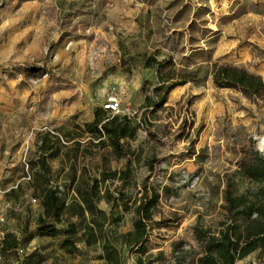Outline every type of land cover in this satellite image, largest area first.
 Here are the masks:
<instances>
[{
	"label": "rangeland",
	"instance_id": "374dc122",
	"mask_svg": "<svg viewBox=\"0 0 264 264\" xmlns=\"http://www.w3.org/2000/svg\"><path fill=\"white\" fill-rule=\"evenodd\" d=\"M159 64L173 83H185L173 90L181 92L176 99L169 94L166 110L142 116L141 100L160 83ZM226 65L264 81V0H0V188L9 190L0 201L15 221L6 229L25 251L21 264H107L100 244L80 238L88 218L56 224H77V254L61 249L64 236L37 232L41 188L55 187L70 201L102 172L118 176L101 185L97 207L121 217L105 227L132 231L145 187L156 190L143 259L193 264L202 253L196 230L218 232L225 191L253 190L243 169L257 152L264 157V100L217 86L215 68ZM113 95L122 100L119 116L139 125L125 179L127 159L98 147L85 127ZM43 140L53 148L44 178ZM138 256L123 248V264ZM16 258L6 254L7 262ZM245 260L264 261V250Z\"/></svg>",
	"mask_w": 264,
	"mask_h": 264
},
{
	"label": "trees",
	"instance_id": "16d2710c",
	"mask_svg": "<svg viewBox=\"0 0 264 264\" xmlns=\"http://www.w3.org/2000/svg\"><path fill=\"white\" fill-rule=\"evenodd\" d=\"M161 68L162 65L159 64L157 76L160 83L144 97L142 107L145 108V112L142 116L146 115L149 110L151 114L161 109L166 110L164 106L169 94L185 83H173V78L164 76ZM214 82L221 88H239L256 99L264 100L263 79L237 66L216 67ZM105 112L107 111L104 109L97 112L94 121L87 123L85 127L91 134L98 136V147H110L117 159H127L122 172L123 179H125L130 173L132 155L128 142L135 140L139 129L137 117L111 114L105 117ZM39 148L42 151L52 149L47 146L46 140L41 142ZM48 155L53 156V154ZM48 155H41L39 158L43 169L40 173L42 178L50 171L46 162ZM117 176L116 172H102L99 179L91 178L83 185L77 186L76 195L70 201L64 192L55 187L41 188L38 199L43 212L37 219L38 235L49 238L64 236L65 240L61 244V249L69 255L77 254L79 248L73 239L80 233L77 224L68 223L63 230L59 229L56 224H60L63 217L80 218L81 220L88 218V223L85 224L80 238L86 246L100 244L103 251L101 259L107 264H123V248L139 255L136 264H151L150 262L145 263L143 256L148 252L149 224L152 223L153 215L157 212L160 194L156 190L145 187L143 199L134 206L133 230L118 235L105 226L106 224H117L121 217L108 215L97 207L101 199V185ZM243 176L255 182V188L239 195L233 194L229 189L225 191L227 217L219 223L217 233L210 230H196L195 238L202 253L193 264H238L251 254L264 250V157L257 152L250 164L243 169ZM106 198L109 202L115 200L108 192ZM10 237H12L11 234L4 242V252L13 251L19 246L18 241L14 238L10 240Z\"/></svg>",
	"mask_w": 264,
	"mask_h": 264
},
{
	"label": "built area",
	"instance_id": "2783aa9c",
	"mask_svg": "<svg viewBox=\"0 0 264 264\" xmlns=\"http://www.w3.org/2000/svg\"><path fill=\"white\" fill-rule=\"evenodd\" d=\"M121 104V97L119 95H113L107 99V103L103 105V109L111 115H119L121 113ZM25 179H30L29 173ZM7 192H9V190H3L0 188V198ZM36 201V199H33V202ZM7 209L8 205H5L0 201V264H21L25 257V251L23 248L17 247L13 251L4 252V242L8 238L9 234H11L9 233L10 230L6 229L9 220ZM10 252H15L17 258L10 262H7L6 254ZM254 264H264V261H258Z\"/></svg>",
	"mask_w": 264,
	"mask_h": 264
},
{
	"label": "crops",
	"instance_id": "0c3cea01",
	"mask_svg": "<svg viewBox=\"0 0 264 264\" xmlns=\"http://www.w3.org/2000/svg\"><path fill=\"white\" fill-rule=\"evenodd\" d=\"M176 91H178V90H176ZM176 91H172L170 94V97L172 98V99H176L177 98V96L181 93V92H176ZM144 102V99L143 100H141V104ZM38 144H40L41 145V141H40V143H38ZM50 145H53V144H50ZM55 145H57V141L55 140ZM52 148V147H51ZM53 151V148L52 149H50L49 151H40V155H48V154H51V152ZM42 152L44 153V154H42ZM10 167H12V165L11 164H9V168ZM8 197H10V195H8ZM5 200H7V196H5ZM19 202L21 203V197L19 198ZM10 220V219H9ZM15 222L13 219H11L10 220V222ZM199 256V255H198ZM241 262H243V261H240V262H238V264H240ZM245 264H249L246 260H245V262H244Z\"/></svg>",
	"mask_w": 264,
	"mask_h": 264
},
{
	"label": "bare ground",
	"instance_id": "6f19581e",
	"mask_svg": "<svg viewBox=\"0 0 264 264\" xmlns=\"http://www.w3.org/2000/svg\"><path fill=\"white\" fill-rule=\"evenodd\" d=\"M259 147L264 150V135L259 138Z\"/></svg>",
	"mask_w": 264,
	"mask_h": 264
}]
</instances>
